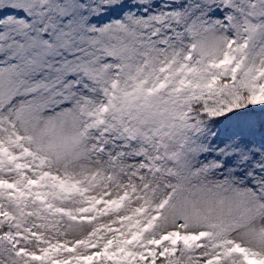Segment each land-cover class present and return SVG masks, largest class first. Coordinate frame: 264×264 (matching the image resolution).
Returning <instances> with one entry per match:
<instances>
[{
    "label": "rangeland",
    "instance_id": "374dc122",
    "mask_svg": "<svg viewBox=\"0 0 264 264\" xmlns=\"http://www.w3.org/2000/svg\"><path fill=\"white\" fill-rule=\"evenodd\" d=\"M39 6L40 0H0V150L10 159L31 153L0 165V189L25 180L43 188L24 209L0 198L12 220L20 211L25 219L16 238L21 255L1 253L0 264H36L53 251L58 264H105L106 245L128 246L120 223L130 219L151 227L147 255L160 249L158 255L165 256L179 241L214 231L264 263V0L132 3L138 16H157L140 30L146 40L164 37L146 47L135 69L150 89L163 86L176 58L193 75L191 43L209 55L221 51L232 80L246 89L255 113L245 127L246 155L230 170L215 156L221 134L210 138L212 149L193 163L175 141L174 127L142 129L150 122L144 115L132 113L123 121L137 133L124 142L118 138L121 125L94 128L95 117L107 115L109 100L121 88L124 66L145 40L136 28L108 21L104 6L82 40L57 50L58 60L49 58L52 46L28 52L29 37L11 52ZM128 6L126 1L118 6L115 17ZM192 14L202 28L181 39L179 29ZM36 32L41 39L48 35L46 29ZM237 45L246 51L256 47L253 63L238 56ZM76 66L79 71L68 75ZM198 260L221 264L219 251L209 244L188 258L190 264ZM238 264L259 263L249 258Z\"/></svg>",
    "mask_w": 264,
    "mask_h": 264
},
{
    "label": "trees",
    "instance_id": "16d2710c",
    "mask_svg": "<svg viewBox=\"0 0 264 264\" xmlns=\"http://www.w3.org/2000/svg\"><path fill=\"white\" fill-rule=\"evenodd\" d=\"M44 1L48 3L49 0ZM50 2L52 5L56 4L57 7L40 10L37 17L38 22L44 23L46 20H50L52 23V41L56 49L59 45H66L67 35L71 34L75 38L82 28L88 27L102 5L107 4L112 14L114 7L120 4L121 0H50ZM153 18L154 15L149 14L146 22L145 19L134 17L132 12H125V15L116 20L120 21L124 27H129L132 22L140 27L151 22ZM200 28V21L195 16H191L183 26L182 37L185 39L187 36L196 35L200 32ZM29 32V29L23 30V38L17 42L19 46L28 37ZM30 38L32 42L29 44L28 52L31 49L38 50L41 44L46 42L38 38L34 43L33 37ZM150 43L147 44L150 45ZM19 46L16 47L17 49L11 46V52H18ZM203 51L207 52L205 49ZM139 53V51L135 53L124 72V93L111 101L112 108L109 110V117L112 121L120 122L124 120L125 114L128 112H137L148 116L150 120L147 123L148 126L156 129L172 130L175 125L180 124L176 126L174 135L177 141L183 143L185 153L189 161L193 163L202 161L201 154L211 148L208 142L209 138L219 131L221 137L225 136V138L215 154L228 162L226 168L230 170V164L237 160L235 158L236 144L239 143L237 139L241 141V146H245L244 129L249 123L253 111L247 91L235 84L229 72L221 64L216 63L217 54L208 60L202 52H199L194 65L196 70L194 78L188 77L183 71L181 61L175 59L172 73L165 87L157 92H150L147 84L142 82L137 73L133 74L127 70L129 65L138 62ZM246 53L241 46H238V55H246L250 62L253 61L256 49ZM145 127L144 125L143 128ZM125 131L130 135L133 132L129 128H125ZM234 134L237 139L233 137ZM3 157V154L0 153L1 166L4 164ZM39 190L40 188L36 186L23 185L17 191L9 190L12 191V195L9 197L7 189L2 191V195L8 197V203L15 209H23L28 202L30 193H36ZM22 215L23 211H20L14 222H11L9 217L0 215V254L12 253L6 232L12 231L16 235L19 234L18 226L25 222V219H21ZM120 228L129 236L131 241L129 248H124L123 251L116 249V246H109L107 249H113V264H133L135 260L140 259L138 254L145 250L151 235L141 222L133 221V219L120 223ZM203 242L219 251L222 263L225 264L239 263L244 256L249 254L246 251L235 252L224 236H219L218 232L212 231L196 240L190 239L187 243H179L174 257L180 256V258L176 263L171 260L172 257H167L164 260L150 258V263L147 260L143 261V264H190L188 258ZM112 255L108 254L109 259ZM254 256L259 257L258 255ZM55 259V253H44V256L37 260L36 264H57ZM192 264H201V262Z\"/></svg>",
    "mask_w": 264,
    "mask_h": 264
}]
</instances>
